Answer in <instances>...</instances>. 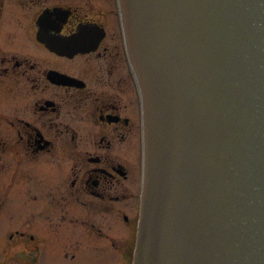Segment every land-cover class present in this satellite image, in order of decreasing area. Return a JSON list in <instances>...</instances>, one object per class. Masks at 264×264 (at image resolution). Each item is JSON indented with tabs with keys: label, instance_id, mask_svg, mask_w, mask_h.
I'll use <instances>...</instances> for the list:
<instances>
[{
	"label": "flooded vegetation",
	"instance_id": "af4514ba",
	"mask_svg": "<svg viewBox=\"0 0 264 264\" xmlns=\"http://www.w3.org/2000/svg\"><path fill=\"white\" fill-rule=\"evenodd\" d=\"M124 39L118 0H0V264H133L142 110Z\"/></svg>",
	"mask_w": 264,
	"mask_h": 264
},
{
	"label": "water",
	"instance_id": "95a60500",
	"mask_svg": "<svg viewBox=\"0 0 264 264\" xmlns=\"http://www.w3.org/2000/svg\"><path fill=\"white\" fill-rule=\"evenodd\" d=\"M145 105L134 264H264V0H121Z\"/></svg>",
	"mask_w": 264,
	"mask_h": 264
},
{
	"label": "rangeland",
	"instance_id": "374dc122",
	"mask_svg": "<svg viewBox=\"0 0 264 264\" xmlns=\"http://www.w3.org/2000/svg\"><path fill=\"white\" fill-rule=\"evenodd\" d=\"M2 220V219H1Z\"/></svg>",
	"mask_w": 264,
	"mask_h": 264
}]
</instances>
